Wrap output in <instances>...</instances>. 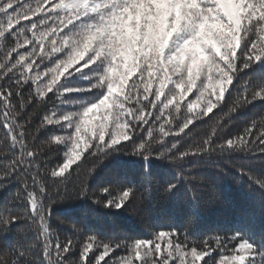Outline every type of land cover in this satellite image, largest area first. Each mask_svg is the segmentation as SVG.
<instances>
[{"label": "snow or ice", "instance_id": "obj_1", "mask_svg": "<svg viewBox=\"0 0 264 264\" xmlns=\"http://www.w3.org/2000/svg\"><path fill=\"white\" fill-rule=\"evenodd\" d=\"M257 101L264 0H0V189L18 185L0 211V264H264L247 212L230 233L197 235L221 199L202 169H234L264 209V112L225 134ZM206 118L210 131L182 144ZM157 162L173 172L157 202L183 198L187 231L105 234L71 215L53 227L54 206L72 201L141 218ZM14 226L24 243L10 247Z\"/></svg>", "mask_w": 264, "mask_h": 264}, {"label": "trees", "instance_id": "obj_2", "mask_svg": "<svg viewBox=\"0 0 264 264\" xmlns=\"http://www.w3.org/2000/svg\"><path fill=\"white\" fill-rule=\"evenodd\" d=\"M51 95V94H50ZM195 92L188 96V100L195 98ZM235 95V93H234ZM224 111H227V106H222ZM46 111V107L42 106L38 112ZM220 112V108L214 110L213 117ZM264 112V104L259 101L255 106H249L247 109L240 113L234 114L231 123L228 125L226 135L235 136L244 127L245 123L253 118H259V115ZM206 121H197L191 125L189 129H186L188 135L184 136L182 144L187 145L194 140H199L205 133L210 131L211 119ZM36 122L39 120L37 118ZM179 122L177 121V124ZM167 128V125H166ZM184 135V134H181ZM0 136H2V130H0ZM46 138V137H42ZM169 141L173 137L167 138ZM60 157L56 156L55 161H59ZM240 163H247V161L240 160ZM107 163V162H106ZM225 163H230L225 161ZM87 167V166H86ZM257 174L261 172L258 164L253 165ZM204 178L208 182L206 191L209 193L215 192L221 199L220 203L206 210L198 220V236L214 235L216 233L224 234L230 233L237 225L241 223L244 213L251 214L254 218V222L250 223L251 230L255 233V238L259 241L264 235V209L259 205L258 200L249 195L247 189H242V185H246V178H241L235 173L233 169L226 177H218L215 171L212 169L201 170ZM115 175V169L112 167L105 168L101 172L100 179L111 178ZM173 178V172L163 164L157 162L152 168L153 179V203L151 205L145 204V214L137 219L127 214L109 215V216H97L85 207L77 206V202H63L57 204L53 208V227L58 231L64 233L67 231V220L69 215L83 220L94 229L108 234L113 231L122 236H132L139 238H150V230L165 229L168 227H175L181 231H187L186 217L188 210L186 204L181 197H177L172 201L157 202L156 188ZM92 183V181H89ZM18 185H10L6 189H0V211L7 207H11L8 201L11 199L13 193L17 190ZM69 207H71V213L69 214ZM13 213L22 211V207L17 205L12 209ZM64 219L65 225H60L59 221ZM22 226H14L13 230L8 236L7 244L11 246H19L24 243V237L21 234ZM192 233L190 232V235ZM33 242V241H29Z\"/></svg>", "mask_w": 264, "mask_h": 264}]
</instances>
